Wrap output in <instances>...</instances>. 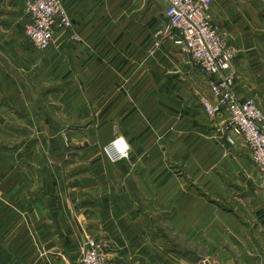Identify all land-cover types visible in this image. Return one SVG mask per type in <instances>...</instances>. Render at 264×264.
Wrapping results in <instances>:
<instances>
[{"label":"crops","instance_id":"crops-1","mask_svg":"<svg viewBox=\"0 0 264 264\" xmlns=\"http://www.w3.org/2000/svg\"><path fill=\"white\" fill-rule=\"evenodd\" d=\"M62 1L71 27L40 51L23 0H0V264H80L89 238L107 264H264L250 151L201 108L209 77L163 33V1ZM209 14L264 110V0Z\"/></svg>","mask_w":264,"mask_h":264},{"label":"built area","instance_id":"built-area-1","mask_svg":"<svg viewBox=\"0 0 264 264\" xmlns=\"http://www.w3.org/2000/svg\"><path fill=\"white\" fill-rule=\"evenodd\" d=\"M166 24L163 33L189 54L198 71L209 77L210 97L199 104L208 117L219 115L223 120L221 139L228 144L242 141L250 151L261 185L264 187V110L252 98L236 93L237 78L231 71L235 50L228 45L209 14L211 0H162ZM28 20L24 33L33 46L44 51L53 40L56 28L71 27V19L62 0H28ZM113 141L115 153L110 159L127 155V148ZM80 264H107L103 245L88 239L80 252Z\"/></svg>","mask_w":264,"mask_h":264},{"label":"rangeland","instance_id":"rangeland-1","mask_svg":"<svg viewBox=\"0 0 264 264\" xmlns=\"http://www.w3.org/2000/svg\"><path fill=\"white\" fill-rule=\"evenodd\" d=\"M27 1L28 0H23V5H22V15H23V22H22V29H20L21 28V26H19L18 27V31L19 32H23V34L25 35V33H24V23H25V21H27L28 20V16H27V14H26V11H27ZM58 28H56V30H57ZM25 37L29 40V38L25 35ZM30 41V40H29ZM30 43H31V41H30ZM32 44V43H31ZM33 45V44H32ZM34 47V46H33ZM35 48V47H34ZM36 49V48H35ZM38 50V49H37ZM105 154H106V156L108 157V159H110V155H109V152H108V150L106 149L105 150ZM110 160H112V159H110ZM112 161H114V160H112ZM252 162V161H251ZM253 163V162H252ZM254 164V163H253ZM255 166V165H254ZM256 169V168H255ZM256 171H257V169H256ZM257 177H258V172H257ZM259 178V177H258ZM257 182H258V187H259V189H262L263 191H264V187L261 185V183H260V180L258 179L257 180ZM246 196H244V192L242 193V206H243V208H245V207H248L247 205H245V204H247L248 203V198L246 197ZM232 203H230V205H231ZM89 239H93V238H89ZM87 241H88V239H86V241L84 242V247L86 246V243H87ZM97 241H99V240H97ZM100 242V241H99ZM102 243V242H101ZM102 245H103V243H102ZM84 247H83V249H84ZM82 249V250H83ZM81 254V253H80ZM80 254H79V257H80ZM78 261H79V258H78Z\"/></svg>","mask_w":264,"mask_h":264}]
</instances>
